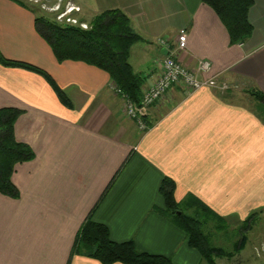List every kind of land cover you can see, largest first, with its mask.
I'll use <instances>...</instances> for the list:
<instances>
[{"label": "crops", "instance_id": "crops-1", "mask_svg": "<svg viewBox=\"0 0 264 264\" xmlns=\"http://www.w3.org/2000/svg\"><path fill=\"white\" fill-rule=\"evenodd\" d=\"M71 4L88 18L108 9L127 14L142 37L129 52L132 69L144 78L142 90L168 53L161 38L190 68L209 60L207 75L219 73L232 88L189 92L173 85L145 110L147 127L140 129L124 114L106 71L83 61L58 62L36 31L34 11L0 0V52L47 71L72 103L63 105L42 75L0 64V107L22 111L14 135L34 154L14 167L18 195L0 193V264H102L70 257L87 216L105 224L113 240L132 239L139 250L175 264H202L184 232L156 210L164 207L159 186L164 176L171 178L176 201L191 194L232 224L264 214V123L249 93L264 92V0H253L252 31L236 44L202 0ZM181 28L186 47L177 49Z\"/></svg>", "mask_w": 264, "mask_h": 264}, {"label": "trees", "instance_id": "trees-1", "mask_svg": "<svg viewBox=\"0 0 264 264\" xmlns=\"http://www.w3.org/2000/svg\"><path fill=\"white\" fill-rule=\"evenodd\" d=\"M14 1L25 4L20 0ZM202 1L213 9L224 24L231 44L244 42L248 38L252 31L248 10L253 0ZM80 21L82 22L81 19ZM34 25L36 31L51 47L58 62L83 61L106 71L113 86L120 89L137 107L141 106L144 78L132 69L129 52L131 46L142 37L132 28L127 14L119 9L104 10L91 16L87 27L84 28L80 24L34 15ZM0 64L42 75L53 88L59 101L66 107H72L68 96L44 69L25 61L7 58L1 52ZM249 93L253 100H256L257 114L264 123V92L251 89ZM21 112L16 107H0V193L11 197L18 195V190L11 180L15 165L34 157L32 148L17 140L14 135V122ZM174 189V180L164 176L159 186L164 207L156 208L158 213L184 232L187 244L197 250L208 264H215V257L230 256V252L212 245L203 230L209 219L217 221L218 228L225 227L226 220L191 194L181 201H176ZM254 217L250 216L242 222L239 229L241 237L234 246L236 251L242 249L246 241L244 231L250 228ZM73 255L94 258L102 264H175L169 256L139 250L132 239L113 240L108 227L93 220L91 216L82 221L75 234L70 257Z\"/></svg>", "mask_w": 264, "mask_h": 264}, {"label": "built area", "instance_id": "built-area-1", "mask_svg": "<svg viewBox=\"0 0 264 264\" xmlns=\"http://www.w3.org/2000/svg\"><path fill=\"white\" fill-rule=\"evenodd\" d=\"M186 35L185 28L178 30L177 49H184L186 47ZM158 41L169 50L156 63L157 73L152 83L142 90L141 106L137 107L120 89L113 86L114 92L122 98V110L124 114L134 119L140 129L147 127L143 119L145 110L159 102L173 85L179 84L189 92L197 91L201 88H210L223 93L232 88L230 82L220 79L219 73L207 75L212 69L209 60L198 59L195 67L190 68L175 56L174 51L169 48L166 40L161 38Z\"/></svg>", "mask_w": 264, "mask_h": 264}, {"label": "rangeland", "instance_id": "rangeland-1", "mask_svg": "<svg viewBox=\"0 0 264 264\" xmlns=\"http://www.w3.org/2000/svg\"><path fill=\"white\" fill-rule=\"evenodd\" d=\"M20 1L34 10L35 15H44L66 23L80 24L83 28L87 27L90 19L86 15L76 13L78 8L71 4L76 0ZM80 19L82 22H79ZM240 226V223L227 222L225 227L218 228L217 221L213 219H209L204 225L203 230L209 236L211 244L231 253L230 256L215 257V264H264V214L258 216L251 223L250 229L244 231L246 241L242 249L236 251L234 246L241 237ZM202 264L208 263L203 260Z\"/></svg>", "mask_w": 264, "mask_h": 264}]
</instances>
